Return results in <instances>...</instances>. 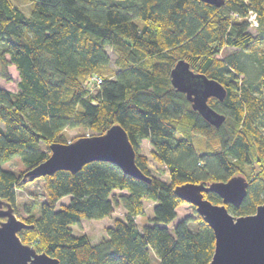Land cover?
Returning a JSON list of instances; mask_svg holds the SVG:
<instances>
[{"label":"trees","instance_id":"16d2710c","mask_svg":"<svg viewBox=\"0 0 264 264\" xmlns=\"http://www.w3.org/2000/svg\"><path fill=\"white\" fill-rule=\"evenodd\" d=\"M28 1L22 8L0 0V77L9 78L8 64L18 74L16 90L0 87V196L14 206L17 189L36 179L41 185L39 195L28 188L31 201L20 218L32 226L17 231L21 240L57 264H207L213 230L197 212L172 223L183 201L173 187L241 173L246 195L238 206L225 203L228 211L252 213L264 201V52L248 53L247 65L259 70L255 78L237 52L217 56L225 47L245 52L264 43V0L218 6L201 0ZM179 59L225 88L221 99L207 98L225 116L219 125L207 122L172 86L170 69ZM93 74L101 81L91 90L84 80ZM115 122L149 181L110 161L91 160L75 171L58 169L21 182L25 170L49 155V143L86 135L68 137L66 128L81 126L91 135ZM144 138L151 157L166 166L168 181L149 172L147 156L139 152ZM14 155L17 170L6 165ZM64 196L69 200L57 206ZM203 196L221 203L213 191ZM144 201L152 202L149 216ZM115 207L124 216L105 227L106 237L91 243L73 233L81 218L109 216ZM137 215L145 217L141 226Z\"/></svg>","mask_w":264,"mask_h":264},{"label":"water","instance_id":"95a60500","mask_svg":"<svg viewBox=\"0 0 264 264\" xmlns=\"http://www.w3.org/2000/svg\"><path fill=\"white\" fill-rule=\"evenodd\" d=\"M220 5L224 0H201ZM172 86L185 94L193 110L207 122L219 125L224 114L213 109L207 98L221 99L225 88L216 79L193 71L187 61L177 60L170 69ZM49 155L21 174V182L52 174L58 169L75 171L91 160H106L117 165L124 173L145 181L150 175L135 164V151L125 129L112 123L102 133L78 136L67 142L49 143ZM213 191L221 197V203H213L203 196ZM173 192L183 201L193 205L195 211L212 228L214 248L207 264H264V201L254 212L234 215L225 203L238 206L247 192V179L241 173L225 180L186 181L174 185ZM16 216L11 203L0 196V264H57L58 259L21 240L17 231L31 227Z\"/></svg>","mask_w":264,"mask_h":264},{"label":"rangeland","instance_id":"374dc122","mask_svg":"<svg viewBox=\"0 0 264 264\" xmlns=\"http://www.w3.org/2000/svg\"><path fill=\"white\" fill-rule=\"evenodd\" d=\"M12 2L19 5L22 8H28L30 5L28 0H12ZM106 49H107V52L110 56V66L114 67V64H113L114 55L108 46ZM232 52H235V53L237 52L239 55V58L242 61H244V63H246V65H247L246 60L250 59V55L248 53L252 52V53H258V55H261L264 52V43L256 44L252 48L246 49L245 52L242 51L241 49L236 48V47H225V48H223L222 51H220V53L217 54V56L224 57L225 55H228ZM247 70H248L250 75L254 76V78L259 73V70L256 68L254 63L250 64L249 66L247 65ZM7 72L9 74V78L4 79V78L0 77V87L7 88L10 90H16L17 89L18 74H17V70L15 69L13 64L7 65ZM246 77L248 79H252L251 76H246ZM90 132L91 131L89 129H83L81 126H76L73 128H69V129L66 128L65 129V133L68 135V137L78 135L79 133L88 134ZM194 141H196L195 137H194ZM203 146H204V143L200 142L199 145L197 144V149L198 148L201 149L200 147H203ZM150 149H151V145L149 144V141L145 138L142 139L141 143H140V151L139 152L142 154H145L147 156L149 172L151 174L155 175L156 177L162 179L163 181H168L169 176H168L166 166L161 162H157L156 160H154L151 157ZM198 153H200V152L198 151ZM6 165L17 170L18 167L20 166L19 161H18V155H14L6 163ZM27 185L28 186L25 189H17L16 194H15V204H14L15 213H16V216L19 218L24 217V215H25V204L28 203L29 201H31L32 196L29 194L28 188L34 189V191L38 195L40 194V192H39L40 188H41L40 179H36L33 182H29ZM119 193H124V190H114L115 195H118ZM68 200H69L68 196H64V197L60 198L57 206H59V203H66ZM151 206H152V202H150V201H144L143 202L145 215L149 216L152 214ZM176 210H177V215L172 220V223H175L177 220H179L183 216L194 215L196 213L195 208L193 206H191V204H189L186 201H182L178 205ZM123 216H124V210L121 207H115V209L113 210V212L109 216H105L102 218H90V219L81 218L78 223H76L72 226V230H73L74 234L84 233L88 237L89 241L91 243H94V242L99 241L101 238L106 237L105 227L108 225H111L112 221L115 217H123ZM134 219L139 226H141L142 223L145 222L144 221L145 217H143V216L140 217L139 215H137L134 217ZM172 223L168 224L167 227L170 228ZM197 224H198V222L195 220H192L189 222V226L192 229H195L197 227ZM151 260L154 261L153 256L151 257Z\"/></svg>","mask_w":264,"mask_h":264},{"label":"built area","instance_id":"2783aa9c","mask_svg":"<svg viewBox=\"0 0 264 264\" xmlns=\"http://www.w3.org/2000/svg\"><path fill=\"white\" fill-rule=\"evenodd\" d=\"M248 18L250 21H252L253 24H256L254 13H251ZM100 81H101V77L99 75L93 74V75L88 76L84 80V83L85 85H87V87H89L92 90L98 87Z\"/></svg>","mask_w":264,"mask_h":264}]
</instances>
